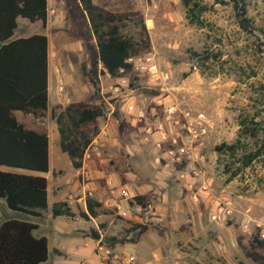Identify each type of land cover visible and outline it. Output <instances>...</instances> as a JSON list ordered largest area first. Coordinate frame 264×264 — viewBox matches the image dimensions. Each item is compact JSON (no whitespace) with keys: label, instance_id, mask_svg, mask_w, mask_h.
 <instances>
[{"label":"rangeland","instance_id":"1","mask_svg":"<svg viewBox=\"0 0 264 264\" xmlns=\"http://www.w3.org/2000/svg\"><path fill=\"white\" fill-rule=\"evenodd\" d=\"M94 3L103 14L96 17L101 30L108 29L110 13L116 15L112 24L130 39L133 72L112 78L100 67V95L91 84L87 97L83 66L91 57L84 39L89 31L96 45L95 25L86 23L75 0H50L55 11L49 29L42 31L51 38L55 61H63L52 70L59 75L64 103L52 107L49 101L45 117L15 114L26 127L50 132L56 200L51 197V209L39 219L11 210L0 197V224L39 221L37 236L48 235L43 229H82L84 240L95 245L87 246L91 254L80 264H93L91 258L97 264H264L247 255L248 250L264 254L255 242L264 238V0H250L252 31L241 28L232 0ZM17 36L24 35L18 31ZM80 101L102 104L105 114L99 120L101 133L77 170L60 149L52 110ZM186 136L192 137L190 156L176 160V145ZM222 143L239 149L235 155L219 153L216 146ZM259 148L261 155L246 165L245 155ZM56 185L61 195L55 194ZM140 195L147 205L135 199ZM87 196L102 204L100 214L89 220L80 216ZM54 202H67L74 219L54 217ZM137 224L149 226L138 239L155 241L154 261L132 247Z\"/></svg>","mask_w":264,"mask_h":264},{"label":"trees","instance_id":"2","mask_svg":"<svg viewBox=\"0 0 264 264\" xmlns=\"http://www.w3.org/2000/svg\"><path fill=\"white\" fill-rule=\"evenodd\" d=\"M238 21L244 30H253V20L248 15L250 0H232ZM75 6L84 14L86 23L95 25L98 39L93 45L91 33L85 32L84 45L90 54V65L83 71L97 95L101 91L100 70L102 67L112 78L128 76L133 72V45L124 36L117 24H112L116 15L107 14L108 29L101 30L96 24L98 13L94 0H75ZM24 16L32 21L42 20L47 24L48 0H0V197L8 208L35 217H42L49 208L48 179L43 175L30 174L20 170L48 172L50 170V139L46 128L26 127L15 116V110L45 117L49 111L48 94V47L45 34H33L13 39L17 17ZM105 114L102 104L85 101L59 106L52 110L57 124L59 145L67 154L72 166L80 169L84 165L87 150L100 135L99 118ZM251 135L255 132L247 128ZM237 144L222 143L216 146L219 153L235 155ZM261 148L249 152L245 157L248 165L259 155ZM13 168L14 170H10ZM139 204L145 206V196H136ZM101 202L92 196L86 197V210L80 211L85 219L97 217ZM53 216L75 217L67 202L55 203ZM39 225L29 220L6 219L0 224V264H42L49 257L48 238L35 235ZM140 228V230L138 229ZM149 229L146 224H137L138 237ZM94 237L100 233L94 231ZM264 247V238H255ZM254 261H264V254L248 250Z\"/></svg>","mask_w":264,"mask_h":264},{"label":"crops","instance_id":"3","mask_svg":"<svg viewBox=\"0 0 264 264\" xmlns=\"http://www.w3.org/2000/svg\"><path fill=\"white\" fill-rule=\"evenodd\" d=\"M54 11H55L54 8L50 5V0H48V20H47L46 25L43 24L42 20L32 21L31 19H29L27 17L18 16L17 17V27L15 28L14 35H13V39L28 37V36H31L33 34H45V35H47L48 41H49V47H48V94H49V101H50L52 107L58 103H64L63 100L61 99V97L59 95V91H58L57 82H58V76L59 75H58V73H56L55 70H52L53 64H56V65L58 64V66L62 67L63 61H59V59H58V61L57 60L55 61L56 57H54V48L51 45V38L46 33V31H45V33H44V31H42V29L43 30L49 29L50 20H51V13H54ZM33 24L35 25L34 27L32 26ZM18 31L20 32L21 35H24V36H17ZM90 85H91V82L88 79V83L83 86V88L87 89V92H88L87 97L89 96V93H90V88H91ZM83 88H81V90H83ZM91 89H94L93 85H92ZM93 91L95 92V89ZM82 92L80 94H82ZM77 94H78V92H77ZM71 96H72V93H71ZM128 109H129V106H128ZM16 111H19V110H15L14 114L16 113ZM26 114L34 116L31 113H26ZM15 116H16V114H15ZM22 119H23V117H22ZM22 119H18V120L23 123ZM99 120H100V118H99ZM51 127L54 129V127H55L54 123L51 125ZM32 129H40V128H32ZM46 129L48 130V128H46ZM48 134H49V139H50L49 130H48ZM88 150H87L86 154L89 152ZM49 151H50V147H49ZM85 157H86V155H85ZM60 169L61 168H59L57 170H60ZM55 170H56V168H52L51 159H50V170L48 172L20 170V171H23L26 173L43 175V176L47 177V179H48V199H49L48 210L51 209V203L54 200H56V199H54L55 196L51 195V184H50V174H52ZM77 170H79V169H77ZM56 183L60 184L61 182L58 181ZM58 187H59L58 185H56V187H53V189L55 190V194L57 196L61 195V190H62V189H59ZM51 197H53V199H54V200H52V202H51ZM55 203L56 202H54V204ZM83 210L85 211L86 208ZM45 212L46 211L43 212L42 217H38V218L44 219V213ZM91 218L94 219L95 217H90V219ZM71 219H74V218H71ZM81 220H83V219H81ZM87 220H89V219H87ZM35 223H37L39 225V227L36 230H39L41 224L39 223V221H35ZM77 223L81 224L80 219ZM49 230L47 229L44 231V229H43L41 231V232L48 233L47 236L46 235H44V236H46L48 238V247H49V257H48L47 261L42 263V264H59V262H61L60 264H80L82 257L89 256L91 254V249L90 248L88 249L87 246L94 247V245H95V243L93 241H90V240L85 241L84 240L83 233L79 232V231L83 232V230L82 229L80 230L79 228H71L70 227V228H67L65 230H62L60 228L59 229L53 228L50 230L51 232ZM39 236H43V235H39ZM64 236H66V239L64 238ZM154 243H155V241L147 240V238L143 237L141 239L136 240L134 243H132V247H134L135 252L139 253L142 258H145V260L151 262V260H153L151 253L156 254L155 249H154L156 245H154ZM176 243H178V242H176ZM69 247H72V251H69V249H68ZM128 247H130V246H128ZM132 247L127 248V249H133ZM50 248L52 249L51 255H50ZM89 260L93 264H97V262L94 259L91 258Z\"/></svg>","mask_w":264,"mask_h":264},{"label":"built area","instance_id":"4","mask_svg":"<svg viewBox=\"0 0 264 264\" xmlns=\"http://www.w3.org/2000/svg\"><path fill=\"white\" fill-rule=\"evenodd\" d=\"M61 88H62V86H61ZM133 107H134L133 105H130L129 106L130 109H133ZM201 117L205 118V115L204 114L203 115L201 114ZM189 129L192 132V129L191 128H189ZM194 136L197 137V134L195 133ZM184 139L188 142V144L186 143L185 140H184V143L183 144H178L177 143V140H174L175 143L178 144V145H176L177 146V151L176 152L178 153V155L177 156H174L173 158L176 159V160H179V161L182 159V157L185 154L188 155V156H190V152H191V145L190 144L192 143V137L186 136ZM170 152L175 154V152L173 150H171ZM198 161L200 163L201 162H204V160L202 158L201 159H198ZM194 172L196 174H198V173H200V170H199V172H197V171H194ZM82 264H91V263L86 262V263H82Z\"/></svg>","mask_w":264,"mask_h":264}]
</instances>
